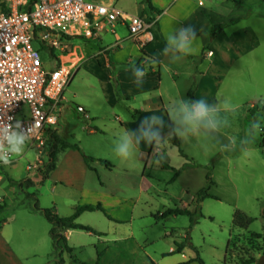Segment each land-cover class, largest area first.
<instances>
[{
  "label": "rangeland",
  "instance_id": "obj_1",
  "mask_svg": "<svg viewBox=\"0 0 264 264\" xmlns=\"http://www.w3.org/2000/svg\"><path fill=\"white\" fill-rule=\"evenodd\" d=\"M262 1L258 12L264 15ZM135 2L138 3L137 0H117L116 5L132 12L138 8ZM226 2L229 1H222ZM254 27L262 47L255 55L238 61L228 81L218 90L219 101L228 100L234 106L230 112L220 113L227 124L219 133L209 136L200 133L186 141L180 139V148L187 159L180 155L172 138L161 149L163 159L152 149L155 158L151 161L150 157L148 167L139 148L127 161L115 154L114 147L120 134L137 129L143 120L134 119L129 107H142L141 102L157 97L154 92L156 78L143 79L139 87L148 89L149 94L142 96L138 90L129 87V75L123 74L128 70L127 66L134 68L144 57L141 51L134 53L136 45L122 42L123 48L116 47L110 56L111 69L94 62L75 69L72 81L65 89L64 108L57 115L58 125L47 133L43 152L35 146L31 148L29 142L24 153L14 157L13 164L0 168V208H3L0 210V226H3L0 230V264H56L59 258L50 235L51 225L43 210L58 207L61 214L70 216L72 204L75 208L98 203L113 221L97 212L85 214L78 223L90 225L96 233L105 232L106 238H101L99 233L76 231L68 242L75 250L73 254L64 252L65 264H199L195 261L198 254L205 264H239L225 262L234 214L240 211L254 219L247 231L235 230V236L243 237L249 232L264 236V132L246 146L247 153L241 151L248 122L257 115L264 116V103L261 102L264 101V22L259 21ZM107 38L104 46L109 44L110 37ZM94 39H74L65 49L67 60L85 62L90 50L102 51L101 44ZM35 48L39 49V46L35 44ZM110 52L108 49L104 53ZM41 56L48 68L55 66L47 51H41ZM184 60L181 58V63L176 64L179 78L173 77V71H170L174 63L171 60L166 59L162 69H165L163 91L170 94L171 100H166L172 104L186 99L189 83L193 84L196 77L192 65ZM246 66L251 67L250 72L236 74V70H246ZM126 93L134 98H126ZM255 102L258 107L252 111ZM81 105L89 110L93 121L83 122L84 119L75 112V106ZM159 117L166 126L171 123L165 115ZM91 122L92 128L97 127L96 134L87 130ZM53 135L58 137V147L78 144L87 155L109 161L115 168L106 169L105 164L96 166L100 180L95 173H90L83 195L70 185L53 190L50 181L33 186L32 178H39L40 171L48 166L54 146ZM229 143L234 144V149L222 151L221 145ZM142 145L145 148L146 143L142 142ZM163 164L183 168L180 178L173 181L174 171L163 169ZM67 169L74 171V167ZM208 177L214 183L209 194L215 199L201 203L204 216L201 217L200 210H196L198 193L207 186ZM9 179L13 183L10 184ZM176 208L187 209L192 216L160 219L159 214ZM191 219L194 225H191ZM241 240L243 244L245 239ZM187 241L192 247L187 245L183 253L171 254V249L176 248L175 243L186 245ZM98 252L102 255L101 260H98ZM246 254L243 251L241 255L247 258ZM255 258L253 264H264L263 255L258 254Z\"/></svg>",
  "mask_w": 264,
  "mask_h": 264
},
{
  "label": "crops",
  "instance_id": "obj_2",
  "mask_svg": "<svg viewBox=\"0 0 264 264\" xmlns=\"http://www.w3.org/2000/svg\"><path fill=\"white\" fill-rule=\"evenodd\" d=\"M95 1H99V0H95ZM222 1L224 2V0H151L152 7L154 8V11H152L147 8V5L145 4V0H137L138 3L136 2L135 3L138 5L137 6L138 8L136 9L134 8L132 12H127L117 7L116 5L117 0H107L105 1L106 3L113 4L115 7L126 13H129L134 16L143 17L147 21V23L151 24L152 26L145 34L142 35L140 41L136 42L129 37V32L127 27L123 24H119L114 32H103L98 36V38H95L96 42L101 44V47L103 49L102 51L95 52L94 50V52H91L90 50V54L87 53V55L85 56L86 57L85 62L81 61L78 63L77 59H74L73 62L72 60H67L68 57L66 58V61L73 62V64L76 65V67H74V70L77 69L79 66L88 64L89 62H94L97 63L98 65H101V63H103L106 69L107 68L111 69L112 59L110 58V56L113 54V50L116 47L120 49L123 48V46H121L122 42L123 43L126 42L127 44L130 45L131 44L136 45V48L134 49V53H136L137 50V51H141V53L144 55V57L141 58V61L139 64H137V66L142 67L147 73L143 77V79H150L148 77H154L157 79V81L155 82L156 85L154 89V92L157 94L156 95L157 97L150 98L149 100L148 99L144 100L143 102L140 103L142 107L139 106H137V108L129 107L132 110V113H134L133 118L144 119V117L152 116V115H156V116L165 115L168 118L167 109L172 104V102L167 101V100L169 101L171 100L170 94L165 93L163 91L164 88L163 71H165V69L164 70L162 69L163 67H165V63H164L165 60L166 59L171 60V57L170 55H164L163 53V49L165 48L166 45L165 36L166 34L171 33L173 29L176 30L191 24L197 30L196 34L198 39L194 41L191 52L187 55L182 56L181 58L183 60L185 59L184 63L188 62L192 65V72L193 75H196V77H194L193 84L189 83L190 86L186 90V99L196 100L199 98H204L209 103L219 102L218 90L220 86H223L224 83L228 81L227 80L228 76L231 74V71L235 67V65L238 64V61L244 59L245 57L247 58L249 56L255 55V53H257L258 50L262 47L260 41V35L258 34L254 26L257 27V23L259 21L264 22V15L258 12V10L261 7L259 3L262 0H260L258 4H255L258 0L257 1L225 0V1H229L226 2L225 4L222 3ZM200 3H203V5H200ZM216 25H226V27L221 32H218L215 35H213V26ZM118 30L122 32H119ZM107 37H110L109 41L107 42L109 44L104 46V41L106 40ZM108 49H111V52L108 55H105L104 52L105 50ZM210 53H212V55H210ZM83 55L84 53H82V56ZM93 57L94 59H92ZM82 62L83 64L80 65ZM130 62H132V57L130 58ZM177 63H181V59H179L178 61L172 64L173 66L172 69H170V71H173L171 72L173 74V77L179 78L180 74L176 69ZM127 67L128 70L124 71L123 74L129 75V79H130L129 87H131L132 90H138L142 94V96L144 95L147 96L149 94L148 89H146L145 87L140 88L135 83L136 78L133 75V68H130V66ZM250 69L251 67L246 66V70L245 69L236 70V74L237 72L239 74L246 71L250 72ZM125 96L130 100L134 98V97H130L131 96L130 93H126ZM257 107H258L257 103L256 102L253 103L251 106L252 111L256 110ZM63 108L64 105H62V109ZM84 109L89 119L92 120L89 110L86 107H84ZM75 112H77V110H75ZM77 114L84 119L83 122L85 120H89L86 119L83 114H79L78 112ZM57 125L58 122L55 126ZM122 125L123 122H121V126ZM92 126L94 125L91 122V125L89 126L90 128L89 129L87 128V130H89L91 134H96L97 127L95 126L94 128H92ZM52 128H54V126L50 127L48 132L53 131ZM167 130L168 129L166 126L165 134L167 133ZM74 145H78V144H74ZM79 148L81 151L69 149L67 151H64L62 155H59V161L57 163L56 169L50 173L48 180H46V181H50L53 190H56L58 186L70 185V186H74L75 189H78L79 193L83 195V193L86 191L85 185L87 183L88 176L90 175V173H95L100 180V175L98 169H96V166H100V165L104 166L103 164H105L106 169L108 168L111 170L115 168L109 161H103L102 159L91 157L87 155L81 149L80 146ZM138 148L139 150H141L143 160L146 162V167H148L150 163L149 162L150 157H151V161L155 158L154 156L152 157V153H153L152 149L154 148V146L146 144L144 148V145H142L141 143L138 146ZM160 152L161 154H163L162 150ZM83 155L93 158L95 160V162L91 163V167L97 173L88 168V166L85 163ZM10 165L11 164L7 166ZM167 165L170 168H173L169 164ZM2 166L5 167V165ZM3 167L0 166V168ZM72 167H74V171H69L67 169ZM176 170H181L180 173L181 176L183 168ZM40 173L41 174L39 175V178H32V182L34 183L33 186L45 182L43 181L41 171ZM180 176L178 178H180ZM1 178L2 177H0V179ZM176 180L173 179V181ZM101 186H103V183H101ZM52 204L54 205L55 203ZM86 205H90V206L101 205V207L104 210V207L101 203H98L97 205H92V204L78 205V207L86 206ZM75 208H74V204H72L71 215L65 216L60 213L58 207L57 208L53 207V209L56 210L55 213L63 218L71 217L74 214ZM200 208H201V204H200ZM176 209L189 212V210L184 208H176ZM197 209H198V205L196 210ZM201 211L202 208L200 209V214L202 217L203 215ZM97 212L103 213L101 211L86 212L83 213L78 220L83 218L87 213H97ZM159 215L162 216V214ZM109 220L113 221L111 218H109ZM85 226H88L93 229V227H91L90 225H85ZM75 232L76 231L74 230H69L64 232L63 236L66 238L67 243L72 240V237ZM98 233L100 237L103 239L106 238L107 236L105 232L98 231L96 234ZM175 244L184 245L180 253L184 252L185 247L187 245L190 244L189 246H192V244L189 243V241H187L186 245L184 244V242L175 243ZM176 252H177V246L175 249L174 248L171 249L172 255L175 254ZM62 260L64 261L65 264L63 255H62ZM153 264L156 263L153 262Z\"/></svg>",
  "mask_w": 264,
  "mask_h": 264
},
{
  "label": "built area",
  "instance_id": "obj_3",
  "mask_svg": "<svg viewBox=\"0 0 264 264\" xmlns=\"http://www.w3.org/2000/svg\"><path fill=\"white\" fill-rule=\"evenodd\" d=\"M119 24L136 42L152 26L103 0H0V120L14 117L25 126L33 125L30 147L42 153L74 75V68L68 70L63 64L65 49L74 39L98 38L114 32ZM43 50L54 60L53 68L43 62ZM76 110L89 119L83 107ZM14 161L13 157L10 164Z\"/></svg>",
  "mask_w": 264,
  "mask_h": 264
},
{
  "label": "clouds",
  "instance_id": "obj_4",
  "mask_svg": "<svg viewBox=\"0 0 264 264\" xmlns=\"http://www.w3.org/2000/svg\"><path fill=\"white\" fill-rule=\"evenodd\" d=\"M196 28L189 24L166 34L164 55H170L172 62L181 59L191 52L194 41L198 39ZM146 71L139 66L133 68L135 83L139 86L143 82ZM264 103V101H261ZM234 106L228 101L209 103L204 98L196 100L180 99L171 104L168 109V118L165 134V122L159 116H146L141 120L139 127L132 131H124L115 143L114 151L122 161L132 159L143 142L154 146L155 153L163 159L160 150L173 137L188 140L190 136L203 133H219L221 127L227 124L220 117L221 111L233 110ZM264 116L253 117L245 128L244 138L241 140V151L247 153V145L256 140L264 132ZM33 125L25 126L18 118L9 117L7 121L0 120V163L7 166L13 157L21 156L32 139ZM234 144H222V151H232Z\"/></svg>",
  "mask_w": 264,
  "mask_h": 264
},
{
  "label": "trees",
  "instance_id": "obj_5",
  "mask_svg": "<svg viewBox=\"0 0 264 264\" xmlns=\"http://www.w3.org/2000/svg\"><path fill=\"white\" fill-rule=\"evenodd\" d=\"M145 4L147 5V8L149 10L154 11V8L152 7L151 0H145ZM2 10L6 11L5 3H2ZM158 13H161V12H158ZM225 27H226V25L213 26V35H215L218 32H221ZM53 139H54V146L51 149V152L49 154L48 166L46 167V170L41 171L43 181L48 180L50 173L56 169L57 163L59 161L60 152L67 151L69 149L81 151L78 145L61 144V146L58 147L57 146L59 144L58 137L53 135ZM172 142H173V144H175L176 146L179 147L180 155L187 159L188 157L186 156L184 151L180 148V146H181L180 139L173 137ZM83 157H84L85 163L88 166V168L92 171H95L91 167V163L95 162V160L93 158L87 157L85 155H83ZM163 169H171L172 171H174V177H173L174 180H176L180 176V173H181V170H176V169L170 168L167 164H163ZM8 182L11 184V183H13V180L9 179ZM207 182H208L207 186L198 193V209L197 210L201 209L200 204L204 200L210 199V198L215 199L211 194H209V191L213 185L210 177L207 178ZM35 208L37 210H40L37 206ZM0 210H3V208H0ZM95 211H101L106 215V217L110 218L107 215V213L103 210L101 205H97V206L86 205V206L77 207L75 209L74 214L68 218L60 217L58 214L55 213V210L53 208L43 210V213H44L46 220L51 225L50 235L54 241L55 248L57 251V255L59 258V260L56 261V264H64V261L62 260V255L64 254V252H67L69 254L74 253V249H72L68 246L67 240L63 236L64 232L69 231V230H74V231H85L88 233L96 234V232L92 228L85 226V225H82V224H79L77 222L79 217L83 213L95 212ZM179 215L180 216L188 215L190 217L192 216L190 214V212H187L184 210L169 209L168 211H166L165 213L162 214L161 218L165 219V218H168L171 216H179ZM253 223H254V219L252 217H249L246 213L237 211L234 214L232 229L230 232V240H229V242L227 244V248H226L225 262L236 261L239 264H253L256 261V258H255L256 255L261 254L264 256V236L263 235L258 234V233H254V232H249L247 235H245L243 237L240 235H236V236L234 235L235 230L247 231ZM191 225H194V222L192 219H191ZM1 228H2V226H0V229ZM242 238L245 239L243 244L241 243ZM239 245H241V246H239ZM176 246H177V252L180 253L182 251L184 245H178L177 244ZM240 250H242V252L243 251L246 252L247 253L246 255L248 257L246 258L243 255H241L242 252H240ZM236 252H237V255H236ZM101 257H102L101 253L98 252V260H101ZM195 261L199 262V264H205L204 261L200 258L199 254L197 255Z\"/></svg>",
  "mask_w": 264,
  "mask_h": 264
},
{
  "label": "bare ground",
  "instance_id": "obj_6",
  "mask_svg": "<svg viewBox=\"0 0 264 264\" xmlns=\"http://www.w3.org/2000/svg\"><path fill=\"white\" fill-rule=\"evenodd\" d=\"M67 57H68L67 55H65V56L62 57V59H63V64H64V66H65L68 70H71V69H73L74 67H76V65L73 64V63H69L68 61H66V58H67Z\"/></svg>",
  "mask_w": 264,
  "mask_h": 264
}]
</instances>
